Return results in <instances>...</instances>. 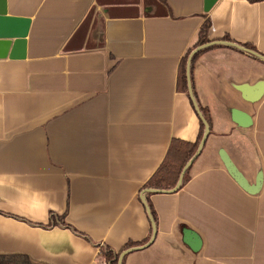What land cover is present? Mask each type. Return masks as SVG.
Listing matches in <instances>:
<instances>
[{
  "label": "crops",
  "instance_id": "1",
  "mask_svg": "<svg viewBox=\"0 0 264 264\" xmlns=\"http://www.w3.org/2000/svg\"><path fill=\"white\" fill-rule=\"evenodd\" d=\"M5 10L27 33L23 58H0V254L108 264L106 253L150 240L141 197L171 140H197L179 67L202 23L210 41L264 56V0L208 12L203 0H5ZM190 78L210 132L177 191L144 194L155 235L121 264H264V62L215 45ZM220 149L249 184L260 179L257 192Z\"/></svg>",
  "mask_w": 264,
  "mask_h": 264
},
{
  "label": "water",
  "instance_id": "2",
  "mask_svg": "<svg viewBox=\"0 0 264 264\" xmlns=\"http://www.w3.org/2000/svg\"><path fill=\"white\" fill-rule=\"evenodd\" d=\"M217 2V0H203V11L208 12L213 5ZM6 10H5V0H0V58H23L25 55V36L27 33V30L25 27H22L20 22H22V19L19 18H12L9 16H6ZM214 45H224V46H229L236 48L238 50H241L243 52H246L250 55H253L257 58H259L261 61L264 62V56L245 47L242 45H239L237 43L227 41V40H214L210 41L208 43L202 44L197 46L196 48L192 49L190 52L187 63H186V79H187V88H188V94L190 96V99L192 101V104L195 108V111L197 112V115L199 119L201 120L203 124V133L202 136L198 142V145L196 147L195 152L193 155L189 158V160L183 165L180 174L178 176L176 184L170 188V189H162V188H145L143 193H142V201L145 205L146 211L149 216L150 224H151V238L150 240L146 243L143 244L142 246H132L129 248L124 249L123 251L120 252L118 258H117V264H121L122 258L125 254L128 252H131L133 250L139 249L147 244H149L155 235V222L152 217L151 211L149 209V206L147 205V202L145 200L144 194L147 192L150 193H171L177 191L181 185H182V180L184 173L187 171V169L191 166L195 158L200 154L206 138L210 132V126L205 117L203 116L196 100L192 92V86H191V78H190V61L192 56L198 52L201 49L214 46ZM219 156L229 172V174L233 177V179L241 186L244 190L250 193H255L258 191L259 186H260V179H256L254 184H249L244 177V175L237 169L235 164L232 162L231 158L229 155L223 150H219ZM183 240L186 244H188L193 250H197L199 247V238L195 234V232L189 230V229H184L183 230ZM192 241V242H191Z\"/></svg>",
  "mask_w": 264,
  "mask_h": 264
},
{
  "label": "trees",
  "instance_id": "3",
  "mask_svg": "<svg viewBox=\"0 0 264 264\" xmlns=\"http://www.w3.org/2000/svg\"><path fill=\"white\" fill-rule=\"evenodd\" d=\"M209 27H210V22L208 19H206L202 23L199 29L198 41L196 42V44L194 45L192 49L196 48L199 45L210 42V40L207 37V31ZM210 47H213V46H210ZM207 48L199 50L192 56L191 61H190V76H191L192 64H193L195 57ZM192 49L181 60L180 67H179V84H181L183 88H186L185 68H186V62H187L188 56L190 52L192 51ZM201 112L210 125L207 112L203 108H201ZM199 122H200V131H199L197 140L195 142L189 143V142L176 140V139L171 140L164 160L158 166V168L153 173V175L149 178V180L145 183V187L170 189L176 184L183 165L189 160V158L195 152L198 142L202 136L203 124L201 120H199ZM189 168L184 173L182 185L186 182V180L189 177ZM132 245L134 244L128 243L126 244L124 249L132 247ZM105 258L108 261L107 262L108 264H117L118 255L116 256V258L113 259V257L111 256V253L108 252L105 254ZM0 264H32V263L25 256L0 254Z\"/></svg>",
  "mask_w": 264,
  "mask_h": 264
}]
</instances>
